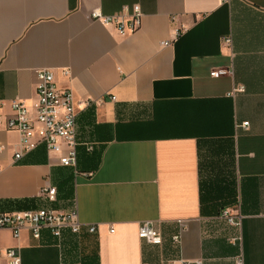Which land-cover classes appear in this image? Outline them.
<instances>
[{
	"label": "crops",
	"instance_id": "1",
	"mask_svg": "<svg viewBox=\"0 0 264 264\" xmlns=\"http://www.w3.org/2000/svg\"><path fill=\"white\" fill-rule=\"evenodd\" d=\"M134 4L135 32L90 17ZM41 68L73 92L76 167L44 142L15 158L5 120L13 100L35 116ZM0 118V209L76 208L83 223L61 238L0 227V264L15 246L23 264H264V0H0Z\"/></svg>",
	"mask_w": 264,
	"mask_h": 264
},
{
	"label": "built area",
	"instance_id": "2",
	"mask_svg": "<svg viewBox=\"0 0 264 264\" xmlns=\"http://www.w3.org/2000/svg\"><path fill=\"white\" fill-rule=\"evenodd\" d=\"M127 19L121 14H105L99 9L90 13V17L99 20L104 24L116 25L121 34L135 32L141 27L142 10L139 4L126 8ZM227 44L231 43L230 38H225ZM164 41L162 44H170ZM228 70L219 69L212 72L213 76L225 74ZM37 102L35 104V116L21 100L12 101L14 115L5 120L8 130H16L21 135V149L15 152V158H20L24 152L35 149L44 142L48 150L60 153V163L64 166H77V111L73 92L70 88L61 89L58 87L54 72L48 68H41L37 71ZM242 89V88H239ZM112 98H115L113 96ZM3 123L0 118V125ZM244 126L249 123L245 122ZM3 146L0 145V150ZM43 193L49 201H55L57 188L49 185L43 188ZM222 215L235 225H241L239 213H232L225 209ZM182 230L173 236L175 243L182 240V232L186 225L181 221ZM0 227L9 228L13 236L19 238L23 231L28 230L36 239L41 237L42 230L50 229L52 234L61 238L65 231L80 234L83 231V223L79 219L76 208L59 210L53 207H40L37 209H26L22 211H5L0 209ZM88 231L94 233L97 226H88ZM114 231V228H110ZM139 236L149 242L160 244L163 242L161 233L153 226L151 221H144L139 228ZM241 240V236H234L231 242ZM8 264H23L22 252L19 246L10 247L6 251ZM62 264H71L63 261ZM171 264H191L189 260H172ZM196 264H202L196 262ZM237 264H244L243 257L237 258Z\"/></svg>",
	"mask_w": 264,
	"mask_h": 264
}]
</instances>
